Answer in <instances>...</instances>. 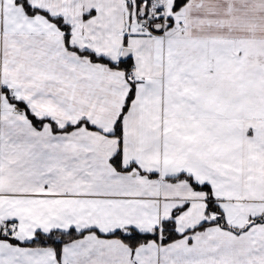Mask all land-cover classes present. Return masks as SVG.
<instances>
[{"label":"snow or ice","instance_id":"1","mask_svg":"<svg viewBox=\"0 0 264 264\" xmlns=\"http://www.w3.org/2000/svg\"><path fill=\"white\" fill-rule=\"evenodd\" d=\"M0 264H264V0H0Z\"/></svg>","mask_w":264,"mask_h":264}]
</instances>
